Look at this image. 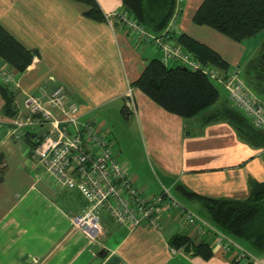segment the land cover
<instances>
[{
	"label": "crops",
	"instance_id": "crops-1",
	"mask_svg": "<svg viewBox=\"0 0 264 264\" xmlns=\"http://www.w3.org/2000/svg\"><path fill=\"white\" fill-rule=\"evenodd\" d=\"M203 1L183 2L173 37L179 41L185 33L217 51L264 100L257 89L264 74V55L260 59L256 56L264 51V40H254L242 65L252 37L235 41L215 28L197 24L194 15ZM98 2L107 21L85 16L89 6L76 0H0V22L26 46L39 51L23 72L0 59V67L14 75L18 108L16 117L6 114L0 93V264H264V254L233 237L236 247L229 253L223 251L216 235L208 238L214 251L210 259L173 247L170 238L175 234H186L196 241L203 237L172 204L158 207L159 227L147 224L131 228L115 223L106 212L102 213L99 235H89L74 223V216L85 210L87 200L78 189L62 185L32 156L33 135H41L49 125L37 132L24 122L25 93L46 98L58 84L79 103L81 120L91 118L98 107L130 105L144 164L121 161L117 156L118 160L145 195L163 194L168 188L184 209L194 211L210 226L214 224L203 201L178 191L179 184L206 197L244 199L254 181H264V147L246 142L226 120H208L218 109L236 106L227 89L221 106L195 116L166 110L132 85L150 59L163 56L162 51L138 39L118 21L114 13L124 10L122 0ZM260 32L264 37V29ZM212 39L225 43L226 51L238 53L228 57ZM180 46L186 49L182 43ZM256 59L249 75L247 67ZM205 74L221 82L219 75ZM129 90L133 95H128ZM15 118L23 119L24 124L17 125ZM16 130L22 137H17ZM237 248L246 254L239 255Z\"/></svg>",
	"mask_w": 264,
	"mask_h": 264
},
{
	"label": "trees",
	"instance_id": "trees-1",
	"mask_svg": "<svg viewBox=\"0 0 264 264\" xmlns=\"http://www.w3.org/2000/svg\"><path fill=\"white\" fill-rule=\"evenodd\" d=\"M87 4L85 16L96 21H107V16L98 0H76ZM123 9L153 32L165 29L173 15L176 0H122ZM121 11V10H120ZM194 21L207 25L235 41H244L264 29V0H204L194 15ZM179 42L203 64L229 70L230 63L208 45L188 34L179 36ZM39 54L38 49L29 48L0 22V59L15 70L23 72ZM258 61H251L247 73ZM258 64V63H257ZM257 67V66H256ZM263 73L261 72V75ZM247 75V74H246ZM166 110L184 116H195L217 103L220 89L207 74L183 64H165L161 58L148 61L141 76L132 82ZM257 89L264 94V74L258 80ZM0 93L5 100L6 114L16 116L17 91L0 72ZM123 112L131 111L124 105ZM226 120L248 143L264 147V128L256 127L236 106H224L212 113L208 120ZM177 190L190 198L202 200L212 223L229 236L239 240L249 249L264 254V181H254L248 197L233 199L206 197L186 189L179 184ZM173 247L184 248L193 255L210 259L213 247L208 238L196 241L186 234H175L170 238ZM236 258V257H235Z\"/></svg>",
	"mask_w": 264,
	"mask_h": 264
},
{
	"label": "built area",
	"instance_id": "built-area-1",
	"mask_svg": "<svg viewBox=\"0 0 264 264\" xmlns=\"http://www.w3.org/2000/svg\"><path fill=\"white\" fill-rule=\"evenodd\" d=\"M184 1L176 0L181 5ZM118 15L119 20L130 31L135 32L138 39L162 49L161 59L165 64L171 61L186 62L194 70H202L214 77L219 75L235 105L248 115L256 127L264 128V100L239 76L236 69L218 71L216 66L203 64L198 58L195 59L183 47H172L171 32L177 22L176 16L170 19L169 30L154 34L125 9L119 11ZM9 78L11 79L7 76V80ZM67 94L65 86H59L53 97H50L49 104L44 107L38 105L41 100L36 95L30 96L36 103L35 109H31L45 118H53L55 116L51 113V108L59 107L60 103L66 106L64 99ZM67 108L77 110V104L71 103ZM55 121L57 120L50 121L52 126L56 124ZM58 124L65 137L52 127L48 132L50 134L41 135L37 139L40 144L37 149H32V156L62 185L78 189L87 200L85 210L74 216V223L89 235H99L103 229L102 213L106 212L115 223L131 228L147 224L159 227L158 207L168 206V198L164 195L147 196L141 191L96 123H79L74 117L73 121L62 119ZM165 191L170 194L168 189ZM186 215L188 219L192 217L190 211ZM203 223L206 224L205 221ZM210 229L213 233L206 231V234L216 235L215 239L222 244L223 249L231 252V244H234L232 239L223 232L218 233L216 228Z\"/></svg>",
	"mask_w": 264,
	"mask_h": 264
},
{
	"label": "rangeland",
	"instance_id": "rangeland-1",
	"mask_svg": "<svg viewBox=\"0 0 264 264\" xmlns=\"http://www.w3.org/2000/svg\"><path fill=\"white\" fill-rule=\"evenodd\" d=\"M181 7H182L181 4H178V2H175V8H174V12H173L172 17L176 16L175 17L176 21H178V19H179V12H180V10H182ZM118 12L119 11H117V13L114 14V15L116 16L118 21H120L121 19H120L119 15H118ZM177 15H178V18H177ZM172 17L170 19H172ZM167 29L169 30V22L166 25L165 29H163V31L160 32V33L153 32L150 29H148V30L150 32L154 33V34H161V33L165 32ZM133 33L136 35L135 32H133ZM169 33H170V31H169ZM223 35H225V34H223ZM254 40H258L257 41L258 43L262 42L264 40V37H263L262 33L259 32L256 35H254L250 40H248V42L246 41L247 42L246 45L248 46V51L246 52L245 59L242 61V65L244 64L245 60H247V56H248L249 52L251 51V47H253ZM212 41L215 42V44L218 43L220 45V48L224 52H226V55L228 57H232L233 58V55H236L238 53V52L231 53L229 51H226V50H229V48L226 47L225 43L221 44L219 42L220 40L217 41V40L212 39ZM171 43H172V47L177 48V47L180 46V42L176 41L175 37H173L172 34H171ZM148 44H151V43H148ZM184 50H186L188 52H191V51H189L187 49H184ZM161 51H162V49H161ZM263 55H264V51H262L261 53H257L256 54L257 58H259V59ZM194 58L197 59V57L195 55H194ZM179 63L187 66L186 62H179ZM191 69H193V68H191ZM0 72L3 73L5 80H7V76H10L11 79L9 78V82L12 83V85H13V83H14V75L12 73L10 75V73H8L2 67H0ZM243 72H244V67H243ZM213 82L220 89L221 98H220V100H218V102L216 104H214L212 107H210L209 110L221 106L224 103V101H225L226 91H225L224 85L219 80L214 79V78H213ZM16 85L19 86V84L17 82H16ZM61 85L62 84L56 85V87L48 94V96L46 98L45 97H40L37 94L30 93V92L25 93L26 96H25V99H24V103H25V106H26V121H24L23 119L15 118L14 122L17 125H19V126H22L24 124V122H26V126L28 124L31 125L32 128H36L37 132L41 131L43 129V127L46 124H48L49 128L45 132H43L41 135L44 136V135L50 134L48 132H49L50 129L52 130V127H53L54 129H56L59 132V135H61L62 137H65V134L59 128V124H58L59 120L67 119L68 121H73L74 117H76V119H77V121L79 123L94 122L100 128L102 134L104 136H106L107 140L112 144L115 154L118 156V158L121 161L129 160V161H132V162H134L135 164H137L139 166L144 164L143 163L142 142H141V137H140V135L138 133V129H136V127H135V120H134L135 113L132 110L133 108L131 109L132 110L131 114H129L127 116L122 110L123 109V105L117 106V107L116 106L113 107V106H110V105L102 106V107H98V108L93 109L94 115H92L91 118L85 117L84 120H81L79 103L77 101L73 100V99H70L69 98V94H67V96L64 99V102H65L66 106H64L63 103H60V104H58L59 107L55 106V107L51 108L52 109L51 113L53 114V116H55L53 118L48 119V118H45L44 116H41L40 113L32 111V109H35L36 103L32 101V97H30V96L36 95V97L41 100V102L38 103L39 106H43V107L47 106L49 104L48 102H49L50 97H53V94H54L56 88H58ZM132 90L131 91L129 90L128 95H131V94L133 95ZM71 103H76L77 104V110L76 109L70 110V109L67 108V106L69 104H71ZM29 104H31V106ZM126 105L130 106L128 104H126ZM14 117H16V116H14ZM53 119L57 120V121H55L56 124H54V126H52L51 123H50V121L53 120ZM15 133H17L16 134L17 137H19V138L22 137V132L16 130ZM26 135H28L27 132H26ZM41 135H39V134L38 135H33L32 149H34V148L37 149L38 148L40 143H38L37 139L41 138L40 137ZM143 168H144V166H143ZM168 190L170 192L169 195L167 194V192L165 190H164L163 194H157V195L158 196L159 195H164V197L168 198L167 202H170V204L178 207L183 212V214L186 216V219L189 220V222L194 226V228H195V230L197 232V235H200V237L202 236L203 238H213V235L206 234V231H209V232L213 233V230L210 229V227L216 228L218 233L223 232L221 229H218L215 225L210 226L207 223L204 224L203 223V219H201V221H200L199 220L200 217L198 215H196V213L194 211L184 209V205L180 201H178V199H176V197L173 195V193L170 191V189H168ZM186 210L190 211L192 213V217L190 219L187 218V215H186L187 211ZM159 219H160V215H159ZM160 222L161 221L159 220V223ZM223 233L227 237L231 238V236H229L227 233H225V232H223ZM231 246L236 247L234 244L233 245L231 244ZM233 250H234V248L232 249V251ZM223 251L225 253H229L230 252V251L227 252L225 249ZM237 252H238L239 255H241L243 253L246 254V251H244L243 249H240V248H237Z\"/></svg>",
	"mask_w": 264,
	"mask_h": 264
}]
</instances>
